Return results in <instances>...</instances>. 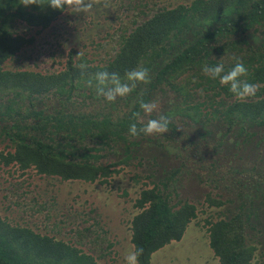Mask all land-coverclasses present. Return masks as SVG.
<instances>
[{
  "label": "trees",
  "instance_id": "16d2710c",
  "mask_svg": "<svg viewBox=\"0 0 264 264\" xmlns=\"http://www.w3.org/2000/svg\"><path fill=\"white\" fill-rule=\"evenodd\" d=\"M63 13L50 6L0 0V164L21 175L31 170L61 181L104 184L128 167L140 169L141 176L132 179L138 183L148 178L152 186L143 188L135 201L131 240L135 249H144L140 264H151L153 253L181 240L199 213L195 197L173 198L185 189L177 174L189 172L178 156L179 147L188 141L186 130L199 138L192 143L198 174L209 171L200 181L216 171L208 168L206 156L219 155L229 144L248 149L245 158L252 168L264 160V0L154 6L138 13L118 48L108 51L103 62L92 64L71 46L66 63L55 67L60 63L55 55L65 45L58 32L49 49L50 70L7 66L8 61L19 60L34 40V35L20 32L21 23L43 29ZM233 57L248 69L242 79L258 86L256 95L244 101L203 71L205 66L223 64L226 73L236 63ZM81 63L88 65L85 71L79 69ZM140 68L149 70V84L138 82L131 94L114 102L97 95L95 73L117 72L122 82L131 83L126 73ZM141 100L164 104L158 114L170 121L164 138L131 136L130 125L136 123L139 129L152 115L141 109ZM205 143H211L210 150ZM191 181L196 182L195 177ZM215 182L203 195L204 201L216 205L220 200L214 194L228 187ZM241 197L248 199L238 206L241 212L206 221L220 264H260L264 223L253 220H264V182H254ZM226 200L240 203L233 193ZM44 219L50 220L49 214ZM89 221L80 229L70 227L74 234L63 235L56 222L49 230L38 221L20 222L0 213V264H104L110 233L99 225V216L91 215Z\"/></svg>",
  "mask_w": 264,
  "mask_h": 264
},
{
  "label": "rangeland",
  "instance_id": "374dc122",
  "mask_svg": "<svg viewBox=\"0 0 264 264\" xmlns=\"http://www.w3.org/2000/svg\"><path fill=\"white\" fill-rule=\"evenodd\" d=\"M193 0H111V7H94L88 12L63 13L52 26L40 29L21 23L20 32L31 37L33 42L27 47L19 60L8 61L7 66L17 68L19 65H28L29 68L45 71L52 68L53 61L49 49L53 48L55 33L65 42L63 48L55 55L60 61L55 67H62L68 57L69 47H74L81 52L92 64H98L110 53L118 48L121 36L126 34L132 21L140 11L147 12L155 7H174L179 4H190ZM54 30V31H52ZM70 33H65V32ZM250 99V98H248ZM161 101L165 102L163 98ZM164 104L158 102L152 115H148L144 122L159 119ZM181 128H179L180 130ZM222 131V130H221ZM170 133V132H169ZM204 133V131H203ZM188 137L184 147H179V160L183 161L189 172L177 174L182 181L184 190L173 194V198L190 197L198 205V216L187 227L179 241L171 242L153 253L151 264H220L210 245V237L206 221L216 220L219 217L235 215L241 212L238 206L246 204L248 199L241 197L245 188H251L254 182H264V160L257 161V169L251 167V162L245 158L247 150L241 151L230 144L223 147L217 156H206L208 168L215 169L209 178L200 181L209 171L199 173L198 154L196 145L192 143L199 140L186 130ZM154 135V134H152ZM162 138L164 134L158 133ZM204 135V134H203ZM211 136V135H210ZM208 136V138H210ZM193 140L192 142H189ZM232 140H235L232 137ZM210 150L211 143H205ZM191 146V147H190ZM189 149L194 151L189 153ZM177 153V152H175ZM12 169L0 164V213L9 216L12 220L20 222L38 221L43 229L50 230L54 222L57 223L61 234H67L69 228H82L92 216H99V225L109 231L108 241L111 246L107 249V258L104 264H125L124 256L134 245L131 240V220L137 213L135 201L141 190L152 186L150 179L145 178L140 182L132 179L141 176V170L134 166L121 170L111 178L110 183H87L84 181H61L55 177L40 176L28 171L21 175ZM215 176V177H214ZM195 177L196 182L191 180ZM218 183L227 186L225 190H218L214 194L215 200L220 204L204 201L205 190H212L215 179ZM196 183V186L193 185ZM179 184V183H178ZM204 185V187L202 186ZM231 193H229V189ZM238 199L237 205H232L226 199L230 194ZM93 212L91 213V210ZM49 214V219H44ZM254 223L262 225L263 219H254ZM77 231V230H76ZM81 231V230H79ZM74 234V232H69ZM68 233V234H69ZM67 234V235H68ZM260 264H264V242L259 245L258 256Z\"/></svg>",
  "mask_w": 264,
  "mask_h": 264
},
{
  "label": "clouds",
  "instance_id": "9594fccd",
  "mask_svg": "<svg viewBox=\"0 0 264 264\" xmlns=\"http://www.w3.org/2000/svg\"><path fill=\"white\" fill-rule=\"evenodd\" d=\"M19 3L25 7L37 5L40 8L50 6L53 10L61 12L79 13L88 12L94 7L102 6L104 8L111 7V0H19ZM234 67L225 73L224 65L205 66L203 71L212 79H219L221 85H227L229 91L232 92L239 100L255 96L258 91L256 84L250 83L247 79L248 69L238 58ZM81 71H85L87 64L81 63L79 66ZM96 92L98 96H102L109 102H114L117 97H126L136 88L137 83L149 84L151 82L149 70L147 68L134 69L126 73V80L131 83L122 82L117 72L99 71L95 73ZM89 86H92V81H88ZM140 107L145 113H151L155 108V103H146L140 101ZM139 113H133V118H139ZM170 121L167 117L161 116L158 120L151 119L141 128H137L136 123L130 125L129 131L131 136L138 137L141 133L144 135H152L158 133H166L169 131L168 125ZM144 249L137 248L129 250L125 256V264H140L139 257L143 255Z\"/></svg>",
  "mask_w": 264,
  "mask_h": 264
}]
</instances>
